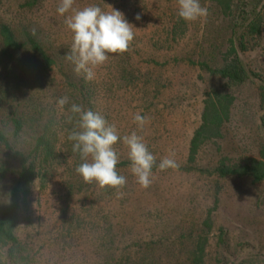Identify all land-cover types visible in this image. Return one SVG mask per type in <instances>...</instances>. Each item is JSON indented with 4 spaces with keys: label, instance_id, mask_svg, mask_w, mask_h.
I'll list each match as a JSON object with an SVG mask.
<instances>
[{
    "label": "rangeland",
    "instance_id": "1",
    "mask_svg": "<svg viewBox=\"0 0 264 264\" xmlns=\"http://www.w3.org/2000/svg\"><path fill=\"white\" fill-rule=\"evenodd\" d=\"M59 3L0 0V133L7 138L0 143V213L31 168L17 241L0 242V264H264V180L217 172L222 157L264 158V0H233L225 12L216 0H200L209 14L191 24L178 17L177 0H74L76 10H119L134 27L128 52L95 69L91 81L65 58L72 33ZM3 25L19 41H42L52 62L29 46L6 49ZM233 35L244 37L238 56L249 75L239 83L219 73L232 58ZM211 91L233 95L230 117L191 164L190 141ZM63 95L115 125L123 196L75 172L81 161L67 140L75 120L68 123L67 108L55 106ZM137 113L150 119L143 130L133 122ZM132 131L157 158L146 189L130 174L122 142ZM170 154L179 168L159 170Z\"/></svg>",
    "mask_w": 264,
    "mask_h": 264
},
{
    "label": "clouds",
    "instance_id": "2",
    "mask_svg": "<svg viewBox=\"0 0 264 264\" xmlns=\"http://www.w3.org/2000/svg\"><path fill=\"white\" fill-rule=\"evenodd\" d=\"M74 0H60L57 13L65 16V24L72 33L70 51L65 58L74 65L77 75L83 74L86 81L95 78V69L102 66L113 55L128 52L134 39V27L127 22L123 13L110 8L103 11L99 6L89 5L82 9L73 8ZM207 7L200 0H177V15L186 23H194L208 16ZM139 20L140 16H136ZM58 111L64 113L67 108V122L75 120V126L68 132L71 151L78 155L81 163L75 168L85 184H95L101 190L112 189L118 197L123 196L122 189L127 177L117 171L119 156L115 145L121 140L115 125H110L103 115L85 110L80 104L72 102L68 95L55 100ZM139 130L150 123L147 116L139 113L133 117ZM128 149L130 174L143 189L152 183V169L156 156L147 148L144 138L132 131L122 138ZM158 168L161 171L178 169L179 165L170 154L161 158Z\"/></svg>",
    "mask_w": 264,
    "mask_h": 264
},
{
    "label": "trees",
    "instance_id": "3",
    "mask_svg": "<svg viewBox=\"0 0 264 264\" xmlns=\"http://www.w3.org/2000/svg\"><path fill=\"white\" fill-rule=\"evenodd\" d=\"M220 8L225 11L230 10L233 0H216ZM256 19H252L249 22L250 26L255 24ZM233 32L236 33L234 30ZM1 35L3 44L6 49H21L25 46H29L40 57L44 58L47 62H52L44 49L42 41L37 40L35 37H25V41H19L11 28L7 25L1 27ZM230 37V43L228 44L229 57L226 60L219 73L222 77L228 79L230 82L239 83L246 80L247 68L241 62L238 56V50L242 47L244 37ZM228 58V57H227ZM245 72V73H242ZM264 92V86L262 87ZM262 100L264 102V93H262ZM234 97L229 93L221 92H207L205 94L204 108L202 112L201 124L195 130L189 148L188 162L193 164L196 156L200 150V147L213 139H217L221 136L222 126L229 120L231 106L233 105ZM16 128H20V123L14 120ZM0 143L7 144V138L0 133ZM31 168L24 167L20 173L15 186L10 194V202L8 206L0 213V242L11 241L16 242L17 239L14 234V229L17 226L19 210L22 204L25 203L28 191H29V170ZM217 172L221 176L237 175V176H250L255 181L264 180V158L247 157L241 162H234L231 159L222 157L217 166ZM211 219L209 216L206 220L208 222Z\"/></svg>",
    "mask_w": 264,
    "mask_h": 264
}]
</instances>
